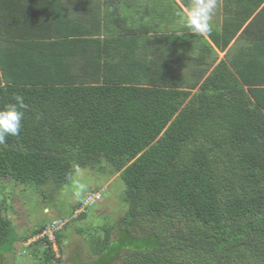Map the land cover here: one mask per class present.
I'll return each instance as SVG.
<instances>
[{
  "label": "trees",
  "instance_id": "trees-1",
  "mask_svg": "<svg viewBox=\"0 0 264 264\" xmlns=\"http://www.w3.org/2000/svg\"><path fill=\"white\" fill-rule=\"evenodd\" d=\"M222 3L199 36L175 0L133 17L106 2L98 22L62 0H0V108L17 93L29 105L0 177L64 187L75 167L120 172L114 264H264V0ZM16 242L0 204V254Z\"/></svg>",
  "mask_w": 264,
  "mask_h": 264
},
{
  "label": "rangeland",
  "instance_id": "rangeland-1",
  "mask_svg": "<svg viewBox=\"0 0 264 264\" xmlns=\"http://www.w3.org/2000/svg\"><path fill=\"white\" fill-rule=\"evenodd\" d=\"M219 58L225 59L224 53ZM124 197L121 173L106 162L75 167L64 187L51 181L37 186L0 177V204L17 236L13 250L0 254V264H56L58 259L65 264H114L124 253L106 250V238L112 242L122 235L118 222L128 209ZM54 221L65 222L56 253L38 238Z\"/></svg>",
  "mask_w": 264,
  "mask_h": 264
},
{
  "label": "clouds",
  "instance_id": "clouds-1",
  "mask_svg": "<svg viewBox=\"0 0 264 264\" xmlns=\"http://www.w3.org/2000/svg\"><path fill=\"white\" fill-rule=\"evenodd\" d=\"M217 8L218 0H190L187 10L181 14L183 26L195 35L209 34ZM28 109L29 105L19 93L14 95L13 102L0 108V145H5L8 137L20 134Z\"/></svg>",
  "mask_w": 264,
  "mask_h": 264
},
{
  "label": "crops",
  "instance_id": "crops-1",
  "mask_svg": "<svg viewBox=\"0 0 264 264\" xmlns=\"http://www.w3.org/2000/svg\"><path fill=\"white\" fill-rule=\"evenodd\" d=\"M177 4L184 10V12L187 10L180 0H175ZM108 2L109 5L110 3L118 4L119 2H124L125 7L131 8L132 15L130 17H133L135 13L134 11V6L137 3V5L142 4L145 2V0H62V4L66 9L67 15L71 16L72 18H89V14H95V20H100L104 18V7L105 3ZM223 3L222 0H218V8L216 11L215 16L213 17V24H221L222 19H223ZM98 22V21H97ZM235 40L233 41V43ZM231 43L230 46L233 45ZM222 54V53H219ZM225 56V53H224ZM224 59V58H219V60Z\"/></svg>",
  "mask_w": 264,
  "mask_h": 264
},
{
  "label": "built area",
  "instance_id": "built-area-1",
  "mask_svg": "<svg viewBox=\"0 0 264 264\" xmlns=\"http://www.w3.org/2000/svg\"><path fill=\"white\" fill-rule=\"evenodd\" d=\"M65 225V222L54 221L42 230L38 234V238L41 240H45L50 243L53 251L56 253L57 251V240L56 234L60 231V229Z\"/></svg>",
  "mask_w": 264,
  "mask_h": 264
}]
</instances>
